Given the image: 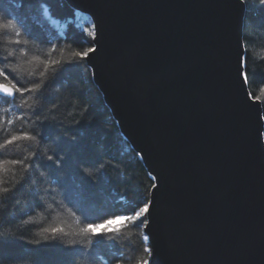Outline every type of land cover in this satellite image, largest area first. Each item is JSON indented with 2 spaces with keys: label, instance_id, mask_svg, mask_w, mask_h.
<instances>
[{
  "label": "water",
  "instance_id": "1",
  "mask_svg": "<svg viewBox=\"0 0 264 264\" xmlns=\"http://www.w3.org/2000/svg\"><path fill=\"white\" fill-rule=\"evenodd\" d=\"M65 2L95 26L87 65L156 185L149 264H264V111L238 72L245 2Z\"/></svg>",
  "mask_w": 264,
  "mask_h": 264
},
{
  "label": "trees",
  "instance_id": "2",
  "mask_svg": "<svg viewBox=\"0 0 264 264\" xmlns=\"http://www.w3.org/2000/svg\"><path fill=\"white\" fill-rule=\"evenodd\" d=\"M244 2L245 70L264 111V3ZM78 16L65 0H0V68H15L29 88L41 85L25 94L23 107V99L0 100V144L36 137L0 149V236L10 241L0 243V264H143L151 257L145 227L132 221L84 231L131 215L150 201L154 181L86 60L75 55L93 47L91 24L85 31ZM9 22L16 28H4Z\"/></svg>",
  "mask_w": 264,
  "mask_h": 264
},
{
  "label": "snow or ice",
  "instance_id": "3",
  "mask_svg": "<svg viewBox=\"0 0 264 264\" xmlns=\"http://www.w3.org/2000/svg\"><path fill=\"white\" fill-rule=\"evenodd\" d=\"M243 2L244 0H241V3ZM261 3H264V0H261ZM93 27L95 26L93 25ZM4 28L15 29L16 26L13 23L9 22L4 25ZM16 35L19 36L20 32L16 31ZM15 42L19 43V41H15ZM97 51L98 50L96 47H90L88 48L87 51L77 52L75 55L80 57L81 59H88L90 53H97ZM9 55H11V53ZM0 63H4V60H0ZM6 69H8L7 64H5L4 68H0V77H2L4 81H7V83L0 82V100H3L6 103H14L17 99H23L25 94L28 92H32V93L40 92L41 85L39 82H34L33 86L29 88L27 87V85L23 83V81L19 80L16 76L12 75V73L16 70L15 68L8 69L7 71ZM245 69H246L245 57L242 55L238 63V72L240 73L242 82L246 84L248 81V73ZM24 104H27L26 99H23V103L19 106L23 107ZM5 111H9V109H5ZM22 140L35 141L36 137L28 133H24L22 135H12L10 138L5 139L3 144H0V149H7L8 146L14 145L16 142ZM48 159H51V157H49ZM6 162L20 163V161H6ZM153 187H156V185H153ZM153 207H154L153 201H145L143 205L139 207L138 210H134L131 215L118 216L113 220H108L106 221V224L104 226L89 224L88 227L84 229V231L90 233H97L101 227H106L107 225H111L118 220L119 221L129 220L132 221L137 228H144L147 226V224L150 221L151 210ZM137 221L139 223H137ZM45 231H48V229H45ZM51 231L53 235H55L57 232L62 231V229H52ZM108 231H112V229L108 228ZM148 238H149L148 235L144 236V240H148ZM45 239H47V237H45ZM9 242H10L9 238L0 236V243H9ZM145 251L151 252L152 250L148 248L145 249ZM143 264H149V262L144 261Z\"/></svg>",
  "mask_w": 264,
  "mask_h": 264
},
{
  "label": "rangeland",
  "instance_id": "4",
  "mask_svg": "<svg viewBox=\"0 0 264 264\" xmlns=\"http://www.w3.org/2000/svg\"><path fill=\"white\" fill-rule=\"evenodd\" d=\"M79 16H78V19H79V26L81 27V28H83V29H85L84 27V25L88 22V23H90L91 24V27H92V34H93V25H92V22H91V20L88 18V17H85L84 15H82V14H78ZM126 220H123V221H116L115 223H113V224H111V225H107L106 227H101L99 230H101L102 228H111V229H113V228H115V227H117L118 225H120V224H122V223H124Z\"/></svg>",
  "mask_w": 264,
  "mask_h": 264
},
{
  "label": "bare ground",
  "instance_id": "5",
  "mask_svg": "<svg viewBox=\"0 0 264 264\" xmlns=\"http://www.w3.org/2000/svg\"><path fill=\"white\" fill-rule=\"evenodd\" d=\"M86 60V59H85ZM87 63V62H86ZM88 66V65H87ZM89 67V66H88ZM92 71V70H91Z\"/></svg>",
  "mask_w": 264,
  "mask_h": 264
}]
</instances>
